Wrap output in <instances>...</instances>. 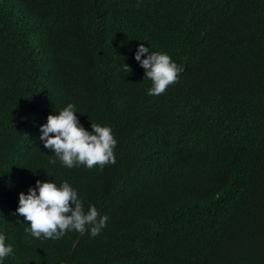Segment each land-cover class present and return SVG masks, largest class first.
<instances>
[{
    "label": "trees",
    "instance_id": "trees-1",
    "mask_svg": "<svg viewBox=\"0 0 264 264\" xmlns=\"http://www.w3.org/2000/svg\"><path fill=\"white\" fill-rule=\"evenodd\" d=\"M142 43L183 69L159 96ZM69 103L113 129L115 164L44 147ZM37 180L67 181L106 227L25 232ZM0 235V264H264V0H0Z\"/></svg>",
    "mask_w": 264,
    "mask_h": 264
},
{
    "label": "clouds",
    "instance_id": "clouds-1",
    "mask_svg": "<svg viewBox=\"0 0 264 264\" xmlns=\"http://www.w3.org/2000/svg\"><path fill=\"white\" fill-rule=\"evenodd\" d=\"M146 58L141 59L142 56ZM135 60L145 70V77L152 82L149 95L159 96L179 81L183 71L170 55L165 52H150L148 47L140 44ZM124 70L131 73L132 69L124 63ZM75 106L69 103L58 111L50 114L47 123L40 128L44 147L49 149L67 168L83 165L88 169L99 167L102 171L106 165L115 164V139L110 126L91 124L88 131L80 123ZM55 164V160L49 161ZM16 213L30 224L25 232L39 239H59L68 231L81 234L90 229L91 236L100 234L106 227L108 217L101 216L94 205L85 211L78 191L67 181L57 185L52 182L36 181L27 194L19 193ZM16 213H13L15 215ZM5 236L0 235V261L13 252L11 245L6 244Z\"/></svg>",
    "mask_w": 264,
    "mask_h": 264
}]
</instances>
